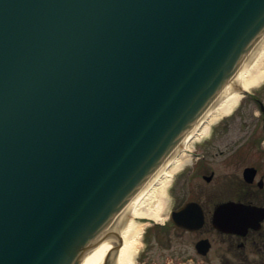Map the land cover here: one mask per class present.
Returning <instances> with one entry per match:
<instances>
[{
    "label": "water",
    "instance_id": "1",
    "mask_svg": "<svg viewBox=\"0 0 264 264\" xmlns=\"http://www.w3.org/2000/svg\"><path fill=\"white\" fill-rule=\"evenodd\" d=\"M263 36L264 0H0V264L114 234Z\"/></svg>",
    "mask_w": 264,
    "mask_h": 264
},
{
    "label": "flooded vegetation",
    "instance_id": "2",
    "mask_svg": "<svg viewBox=\"0 0 264 264\" xmlns=\"http://www.w3.org/2000/svg\"><path fill=\"white\" fill-rule=\"evenodd\" d=\"M239 91L228 114L205 133L191 134L171 155L166 167L183 161L167 188L172 205L163 221L146 225L135 264H264V215L247 219L237 207L264 209V80ZM194 138L200 139L190 148ZM228 202L232 210L218 209ZM221 219H228L227 228ZM245 219L249 223L240 224ZM156 249L165 255L143 259Z\"/></svg>",
    "mask_w": 264,
    "mask_h": 264
},
{
    "label": "bare ground",
    "instance_id": "3",
    "mask_svg": "<svg viewBox=\"0 0 264 264\" xmlns=\"http://www.w3.org/2000/svg\"><path fill=\"white\" fill-rule=\"evenodd\" d=\"M263 40V39H262ZM261 40V41H262ZM260 43V42H259ZM257 47V46H256ZM255 47V48H256ZM257 49V48H256ZM257 50H253L249 56L244 60L242 65L238 68L233 78L228 82V84L223 88L219 94L216 101L207 109L205 114L199 119L195 126L188 132V134L193 133L198 128V125L210 117V122H214L222 115L228 114L232 108L237 103V100L240 97L237 84H241L240 88L243 90L248 89L249 87H254L259 84L264 78V72L260 70L259 61L255 58L251 61L253 55ZM205 133V130L208 128H202ZM168 160V158H167ZM167 160L163 163L167 162ZM161 168V165L158 167ZM159 169L148 179V181L139 189V191L127 202L125 207L122 210V214L118 215L117 226L114 224V234L109 235L107 238H103L102 241L95 243L94 247L88 251L84 258L79 264H130L134 263V259L137 257V244L138 238L140 237L139 227H138V218H152L157 220V213L163 212L165 206L168 203V196L164 200L163 197L159 198V201L156 202L153 208L149 207L147 203L143 204L140 198L144 197V194H148L147 189L151 187L152 184H161L164 180L162 175H167L168 173L161 172ZM164 169V166H163ZM162 169V170H163ZM159 171V172H158ZM161 172V173H160ZM170 182V178H167ZM165 179V180H167ZM169 184V183H168ZM154 187L152 186L151 189ZM165 188V187H164ZM164 188H159L161 194L164 193ZM155 189V188H154ZM154 189L153 195L155 193ZM162 195V196H163ZM166 195L167 189H166ZM166 205L164 206V204ZM164 206V207H162ZM126 213H125V212ZM158 211V212H157ZM126 214V217L123 218V215ZM152 216V217H151ZM128 217V220L126 221ZM156 217V218H153ZM119 225V226H118ZM141 250V249H140ZM140 252V251H139Z\"/></svg>",
    "mask_w": 264,
    "mask_h": 264
},
{
    "label": "rangeland",
    "instance_id": "4",
    "mask_svg": "<svg viewBox=\"0 0 264 264\" xmlns=\"http://www.w3.org/2000/svg\"><path fill=\"white\" fill-rule=\"evenodd\" d=\"M263 40L262 41H260V43H258L257 44V49L256 48H254L255 50H257V52L255 53V55H253V57H252V59H251V61L255 58L257 61H259V67H260V70H262L263 72H264V37L262 38ZM253 49V50H254ZM263 80H264V78H263ZM250 89H251V87H249ZM253 89V88H252ZM241 99V98H240ZM238 101H240V100H238ZM238 103V102H237ZM221 119V118H220ZM217 120V119H216ZM216 120L214 121V122H216ZM211 120H210V117H207L206 119H204L203 121H202V123L200 124V125H198V128H200V129H202V128H209L210 126H211V124L213 123H211L210 122ZM205 131H207V130H205ZM206 135V134H205ZM204 135V136H205ZM195 136V135H194ZM203 136V137H204ZM200 139V138H199ZM199 139H197V138H194V139H192L191 141H190V143H189V147L190 148H193V145H195L196 143H197V141L199 140ZM183 165V161L181 160V159H179V158H177V160L176 161H174V162H171L167 167H164V169H163V166L164 165H162L161 166V168L159 169V171L161 170V169H163V171L165 172H167L168 174L167 175H162V177L161 178H163L162 180H164L163 181V183H161V184H156V183H154V184H152L151 185V187H149V189H147V192H148V194L146 195V193L144 194V197H142V198H140V200L143 202V204H145V203H147V205L149 206V207H151V208H153L154 207V205L156 204V202L157 201H159V198H161V197H163L164 198V200L166 199V197L168 196V195H166V189L168 188V179L167 178H169V177H171V175H174L180 168H181V166ZM158 171V172H159ZM165 179H167V180H165ZM152 186L155 188H153L154 189V191H155V193H154V195L152 194L153 193V189H151L152 188ZM165 187V188H164ZM159 188H164V195L163 194H161L160 192H159ZM163 195V196H162ZM171 205H172V203L170 202V201H168V203H167V205L165 206V209H164V211L163 212H160V210H159V212L157 213L158 215H157V220H162L163 221V219L164 218H166L167 216H168V211H169V209H170V207H171ZM162 207H164V206H162ZM125 212V211H124ZM126 213V212H125ZM126 217V214L125 215H123V218H125ZM152 217V216H151ZM153 218H156V217H153ZM128 220V217H127V219H126V221ZM137 221H138V229H139V231H141L140 232V237L138 238V244H137V248L139 249L138 250V252H137V254L139 253V251H141L140 249H142V247H143V245H144V243H143V240H142V232H143V229L145 228V226H146V224H147V222H150V221H152V218H138L137 219ZM119 226V225H118ZM159 252V255L162 257V256H164L165 254H164V252L162 251V250H160V249H156V250H153V251H150V252H147V253H145L144 254V260H150V259H152V254H154V253H158ZM136 260H140L139 259V257L137 256L136 257V259H134V264H135V262H136ZM188 264H193V263H188Z\"/></svg>",
    "mask_w": 264,
    "mask_h": 264
}]
</instances>
